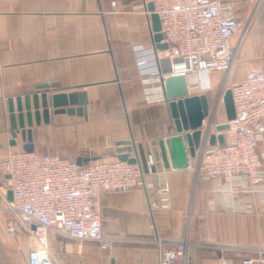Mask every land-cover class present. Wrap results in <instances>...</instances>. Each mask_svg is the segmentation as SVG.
<instances>
[{"label":"crops","instance_id":"1","mask_svg":"<svg viewBox=\"0 0 264 264\" xmlns=\"http://www.w3.org/2000/svg\"><path fill=\"white\" fill-rule=\"evenodd\" d=\"M218 1L233 3L238 21L248 24L239 44L240 35L232 38L237 52L227 82L237 83L248 69L262 66L264 0ZM148 4L147 0H0V160L9 151L22 149L25 141L20 133L12 135L10 108L16 116L17 99L23 103L24 96L34 93L86 95L84 104L67 105L64 112H54L49 102L48 120L41 114L38 123L33 120L32 151L39 154L80 159L86 165L118 159L120 141L144 148L146 142L176 133L165 91L164 100L149 102L137 65L139 51L151 70L156 68V56L164 54L153 42ZM210 90L189 94H205L209 114L215 116ZM78 107L83 110L77 112ZM206 118L204 124L209 123ZM220 123L211 119L209 133ZM257 150L264 156V136ZM200 152L201 148L190 159V167L181 170L152 171L146 160H138L143 175L136 187L99 195L101 228L114 240L111 245L102 248L97 241L50 232L48 247L55 264H158L151 242L155 237L188 242L185 261L177 259L175 264H240L244 256L256 258L264 248L261 195L253 193L248 199L251 212L223 210L213 199L212 181L197 174ZM5 177L0 168V183ZM162 181L168 183L170 207L153 208L161 202L157 190ZM145 182L153 187L145 188ZM8 192L0 189V264H28L27 240L3 230ZM261 256L254 264H264V253Z\"/></svg>","mask_w":264,"mask_h":264},{"label":"built area","instance_id":"2","mask_svg":"<svg viewBox=\"0 0 264 264\" xmlns=\"http://www.w3.org/2000/svg\"><path fill=\"white\" fill-rule=\"evenodd\" d=\"M160 22L161 42L166 43L164 54L156 56V68H147L148 59L137 57L142 83L149 102L165 99L164 80L183 76L187 90L204 92L211 89V75L219 73L222 88L227 83L235 62L237 46L232 38L241 23L231 2L218 0H147ZM115 5V2H112ZM248 24L238 44L247 32ZM142 50V49H141ZM167 68L166 70H164ZM235 116L229 121L224 146L208 145L211 122L204 124L206 137L201 145L197 174L213 183V199L230 212H251L248 199L257 193L264 206V156L257 143L264 136V59L259 68L248 69L245 77L230 83ZM128 157L135 158L131 152ZM149 165V164H148ZM6 177L0 189L10 191L11 199L4 209L14 216L7 231H19L29 238L28 264H55L48 247V233L77 241L93 240L102 248L114 241L105 237L101 228L99 195L105 191L134 188L143 175L138 162L127 160H96L86 165L52 154H39L22 149L9 151L0 160ZM147 189L152 182H145ZM168 183L162 181L157 192L161 202L153 208H169ZM158 264H175L186 259L188 242L167 241L155 237ZM244 256L240 264H254L261 259Z\"/></svg>","mask_w":264,"mask_h":264},{"label":"water","instance_id":"3","mask_svg":"<svg viewBox=\"0 0 264 264\" xmlns=\"http://www.w3.org/2000/svg\"><path fill=\"white\" fill-rule=\"evenodd\" d=\"M149 10H152L151 3L148 4ZM151 28L153 31V42L157 49H165L166 43L161 42L163 34L160 32V22L156 14H151ZM38 88H46L38 87ZM164 91L169 106L171 116L174 120L175 134L159 140H153L150 143L146 142L144 148L134 146L131 141H120L117 144V158L127 160L129 162H138L144 159L149 164L152 171L169 170V169H188L190 167V159L196 157V151L201 148V145L206 137L208 128L204 129V120L209 115V105L205 94L191 95L186 86V81L183 76H170L164 80ZM223 105L226 114V120L215 125V132L208 134L207 143L209 145L224 146L226 143L225 132L229 129V121L235 116L234 106L230 90H226L222 97ZM56 108L54 112H64L63 109L67 105L76 103L84 104L86 95L80 93H55L48 96L46 93H34L31 96L26 95L23 98V103L20 99L16 101V116L10 108V122L13 130V137L20 133L22 140L25 141L22 150L32 151L31 143V127L33 120L39 122L40 114L43 120H48L50 109L48 103ZM41 108V111L39 110ZM78 107L76 110L80 112ZM72 112V109H67ZM19 128V130L17 129ZM128 152L135 153V158L128 157ZM81 165L80 159L76 162ZM11 199V193L8 192V200Z\"/></svg>","mask_w":264,"mask_h":264},{"label":"rangeland","instance_id":"4","mask_svg":"<svg viewBox=\"0 0 264 264\" xmlns=\"http://www.w3.org/2000/svg\"><path fill=\"white\" fill-rule=\"evenodd\" d=\"M246 26V23H241V28L240 30L237 32L236 35H240L242 34L243 32V29L245 28ZM233 40V39H232ZM232 40H231V45H232ZM215 75L211 76V82H213V85L211 86V90H210V93L212 94L213 98H214V101L216 102V104L214 105V115L215 116H212L213 114L210 113L208 115V120L206 118V122L210 121L211 122V119L213 120H218L220 122H224L226 120V114H225V109H224V105H223V100H222V97H223V94L226 90H228V87L230 85L229 82H227L225 85H224V88H222V77L219 73H214ZM216 115H218V118L216 119ZM214 117V118H212ZM206 124V123H205ZM197 176V175H196ZM14 216L12 213L10 212H7L6 214V229L4 228V233L7 234L8 231H7V227L12 223L14 222ZM17 234H21L24 236V238L27 240V245L29 247V238H28V235H26L24 232H21L19 231ZM16 235V234H15Z\"/></svg>","mask_w":264,"mask_h":264}]
</instances>
